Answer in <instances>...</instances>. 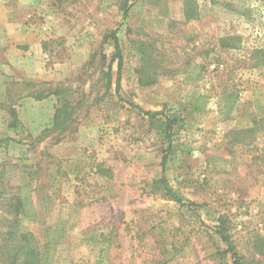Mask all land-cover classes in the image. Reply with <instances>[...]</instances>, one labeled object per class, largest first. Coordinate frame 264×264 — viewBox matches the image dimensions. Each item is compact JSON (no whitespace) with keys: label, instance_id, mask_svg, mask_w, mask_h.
I'll use <instances>...</instances> for the list:
<instances>
[{"label":"rangeland","instance_id":"1","mask_svg":"<svg viewBox=\"0 0 264 264\" xmlns=\"http://www.w3.org/2000/svg\"><path fill=\"white\" fill-rule=\"evenodd\" d=\"M24 1L34 51L0 77V224L43 264H264V67L248 60L264 0ZM131 104L180 118L167 179L184 206L155 185L168 142Z\"/></svg>","mask_w":264,"mask_h":264},{"label":"trees","instance_id":"2","mask_svg":"<svg viewBox=\"0 0 264 264\" xmlns=\"http://www.w3.org/2000/svg\"><path fill=\"white\" fill-rule=\"evenodd\" d=\"M188 2H186V14L190 16L191 14H189V12H191V10ZM128 12L126 11L125 15H127ZM192 13H194V11ZM112 40L115 52L112 56L111 65L113 66L116 64L118 67L116 91L119 93L121 90L124 55L116 34L112 36ZM231 41L232 45H229V49L239 48L240 38L233 37ZM248 60L251 62L250 64L253 66V69H260L264 67V49H254L250 53ZM131 106L144 116L148 117L150 120L159 124L160 136L168 142V148L162 160V177L155 183V185H159L164 198L184 206V198L179 194V192L173 190L167 179L168 164L170 159L177 153V148L174 146V131L180 121V118L175 113L146 112L138 106L133 104H131ZM9 128L14 131L20 129L18 121L14 119ZM14 206L16 207V210L14 211V219L17 221L20 215V209L22 208L19 206V202ZM0 227H5L0 233V264H43L42 255L44 247L32 233L26 232L22 224H8L7 226H5V224H0ZM220 228L221 227L217 229V234L224 245L228 247L227 253L236 255V249L231 241L229 233L225 228Z\"/></svg>","mask_w":264,"mask_h":264},{"label":"crops","instance_id":"3","mask_svg":"<svg viewBox=\"0 0 264 264\" xmlns=\"http://www.w3.org/2000/svg\"><path fill=\"white\" fill-rule=\"evenodd\" d=\"M30 7L31 2L24 0H0V37L8 41L7 51L0 58V77L6 72L4 69L21 70L23 59L28 60L34 51L35 36L16 18L17 13L23 14Z\"/></svg>","mask_w":264,"mask_h":264}]
</instances>
